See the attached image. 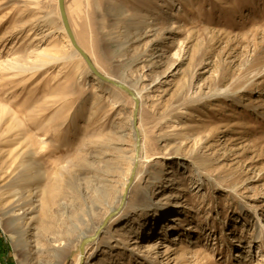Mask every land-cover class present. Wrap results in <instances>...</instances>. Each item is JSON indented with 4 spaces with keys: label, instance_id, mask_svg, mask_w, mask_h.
<instances>
[{
    "label": "rangeland",
    "instance_id": "obj_1",
    "mask_svg": "<svg viewBox=\"0 0 264 264\" xmlns=\"http://www.w3.org/2000/svg\"><path fill=\"white\" fill-rule=\"evenodd\" d=\"M65 10L95 68L142 91L138 140L135 100L91 71L59 1L0 0V210L10 183L39 200L20 238L0 214V264H264V0Z\"/></svg>",
    "mask_w": 264,
    "mask_h": 264
},
{
    "label": "bare ground",
    "instance_id": "obj_2",
    "mask_svg": "<svg viewBox=\"0 0 264 264\" xmlns=\"http://www.w3.org/2000/svg\"><path fill=\"white\" fill-rule=\"evenodd\" d=\"M42 60H44V59H42ZM15 65H16V63H15ZM122 84H124V83H122ZM141 94H142V91H137L136 92L137 99L141 98ZM134 132H136L135 133V140L137 141L138 140L136 138V134L138 136L137 128H135ZM135 145H136V151H135L134 161H137L136 157L137 156L140 157V148L138 146V142H136ZM142 150H143V147H142L141 151ZM21 165L22 164H19L18 167L21 166ZM17 181H15V182H17ZM15 186H17V184H15V183H10L8 185V189H13V190H9V192H8L9 197L6 199L7 200L6 204L7 203H10V204H9V207H7V209H5V210L1 209L0 210V214H1V217L3 219H5L6 223L14 228V230L16 231V234H18V236L20 238L23 234L25 235L26 232L28 234L27 227H29L35 221L34 213L36 211V206H38L36 204V202H38L39 200L36 199V198L35 199L33 198L35 196V194H36V193H34L33 197L31 198L33 202L29 206L26 207L25 201L23 199L22 191L19 190L20 186H19V188L17 186L16 189H15ZM41 195H43V197H42L43 198V210H42L41 216H42V218L44 220H46V219H49L51 217L52 208H53L54 205H56V183L50 184L44 190H41ZM122 199L124 200V196L122 197ZM115 210L116 209H114V208L112 209V211H114V213L117 211V210L116 211ZM24 224H26L27 226L23 227ZM104 224H105V222H104ZM101 226L102 225L96 227V231L95 232H97V233H96L95 240L98 239V236H99L98 234L99 233H101V232H104V233L109 232V230L107 228L103 229V228H101ZM19 238L17 237L16 239H19ZM81 238L85 241L88 238V235L83 233L81 235ZM23 248H24V250H26V247H23ZM64 249L65 248H59V250H64ZM28 260H29L28 256L26 257L24 255L23 258L20 261V264H27ZM29 262H30V260H29ZM84 262H85V259H84ZM50 264H61V261L58 260V261H56L54 263H50ZM80 264H82V262ZM95 264H102V259L99 260L98 262H96Z\"/></svg>",
    "mask_w": 264,
    "mask_h": 264
},
{
    "label": "water",
    "instance_id": "obj_3",
    "mask_svg": "<svg viewBox=\"0 0 264 264\" xmlns=\"http://www.w3.org/2000/svg\"><path fill=\"white\" fill-rule=\"evenodd\" d=\"M59 1V9H60V13H61V17H62V21L64 23V26L65 28L67 29L70 37H71V40H72V43L73 45L75 46V48L77 49V51L84 57V59L86 60L89 68L91 69V71L96 75L98 76L101 80L103 81H107V82H110L112 84H114L116 87L118 88H121L125 91H127L132 97L133 99L135 100L136 102V106H135V110H134V127L137 128V116H138V108H139V102H138V99L136 97V94L134 92L131 91V89L120 83V82H117L109 77H106L105 75L101 74L96 68L95 66L93 65L92 61L90 60V58L88 57V55L84 52V50H82V48L77 44L72 32H71V29H70V25H69V22H68V18H67V15H66V10H65V0H58ZM138 146H139V143H138ZM138 148V147H137ZM136 168H137V163L134 164V168H133V171H132V175H131V179H130V182L132 181L133 177H134V174L136 172ZM128 186V185H127ZM114 214V213H112ZM110 214L106 220H105V223L108 221V219L110 218V216L112 215ZM88 239H86L85 241H83L82 243V247L84 246V244L87 242Z\"/></svg>",
    "mask_w": 264,
    "mask_h": 264
}]
</instances>
